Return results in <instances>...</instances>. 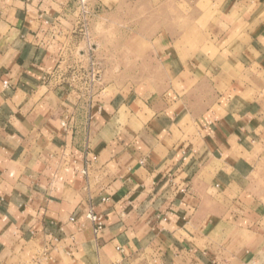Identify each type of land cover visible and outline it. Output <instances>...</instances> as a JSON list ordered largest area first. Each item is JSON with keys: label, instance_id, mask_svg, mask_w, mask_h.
<instances>
[{"label": "crops", "instance_id": "0c3cea01", "mask_svg": "<svg viewBox=\"0 0 264 264\" xmlns=\"http://www.w3.org/2000/svg\"><path fill=\"white\" fill-rule=\"evenodd\" d=\"M80 6L0 0V264H264V24L235 1L223 63L157 41L176 86L91 100L56 81Z\"/></svg>", "mask_w": 264, "mask_h": 264}, {"label": "rangeland", "instance_id": "374dc122", "mask_svg": "<svg viewBox=\"0 0 264 264\" xmlns=\"http://www.w3.org/2000/svg\"><path fill=\"white\" fill-rule=\"evenodd\" d=\"M235 1L241 2L243 13L264 24V0H112V8L106 9L93 6L91 0L82 6L80 0L86 11H77L71 20L81 18L85 25L74 34L77 44L66 45L63 76L56 81L70 90L80 87L74 71L88 68L86 59L92 56L102 74L97 95L111 86L103 95L116 101L145 93L157 98L177 84L152 56L153 43L167 42L186 61L223 63L222 51L232 48V41L220 37L235 29L231 21L238 20L231 16ZM147 87L149 93L141 91Z\"/></svg>", "mask_w": 264, "mask_h": 264}, {"label": "built area", "instance_id": "2783aa9c", "mask_svg": "<svg viewBox=\"0 0 264 264\" xmlns=\"http://www.w3.org/2000/svg\"><path fill=\"white\" fill-rule=\"evenodd\" d=\"M85 0H81L82 6H84ZM83 8V13H85V8ZM83 25L85 23L83 22ZM89 56V55H88ZM87 56V57H88ZM88 62V68L80 67L79 69H76L74 71V74L76 73L77 76L79 77L80 82V87H75L73 90L78 91L82 95H86L89 99L93 100L95 97L98 95V86L100 85V82L102 80V74H101V69L98 67V65L93 61L92 56L88 57L87 59ZM62 69H59L58 71V76H63L62 75ZM60 78V77H59ZM64 82V81H63ZM4 86L8 87L9 83L4 82ZM70 88H73L72 85H70ZM86 173V172H85ZM185 189H182V192H185ZM87 219L91 222L92 228H93V233L96 236H99L102 231L104 230V217L94 211L93 208L89 211L87 215ZM118 251H121L120 248H117Z\"/></svg>", "mask_w": 264, "mask_h": 264}]
</instances>
